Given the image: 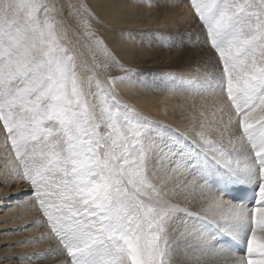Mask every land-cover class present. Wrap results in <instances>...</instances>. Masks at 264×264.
<instances>
[{
	"label": "snow or ice",
	"instance_id": "1",
	"mask_svg": "<svg viewBox=\"0 0 264 264\" xmlns=\"http://www.w3.org/2000/svg\"><path fill=\"white\" fill-rule=\"evenodd\" d=\"M191 5L199 35L170 46L187 40L216 59L202 79L171 77L173 89L216 99L189 142L123 103L117 78L86 90L47 3L0 0V122L15 153L4 170L28 184L70 264H264V0ZM165 161L182 178L172 188L157 174ZM189 187L203 216L173 202ZM245 240L246 258L230 255Z\"/></svg>",
	"mask_w": 264,
	"mask_h": 264
},
{
	"label": "bare ground",
	"instance_id": "2",
	"mask_svg": "<svg viewBox=\"0 0 264 264\" xmlns=\"http://www.w3.org/2000/svg\"><path fill=\"white\" fill-rule=\"evenodd\" d=\"M71 1H74V5L77 7L74 12L78 16L88 13L94 20L101 19L106 21L107 24L122 25L125 31L140 26L138 24L144 22L143 19L147 11V5L141 3L143 0ZM51 4L53 6L52 2ZM64 23L66 21H62V24ZM112 35L113 31L111 30L107 37ZM122 42L125 43L122 44ZM131 46V43L126 38L114 37L112 47L117 50L118 55L125 61H128L131 57ZM191 72L169 74L162 80L164 86L159 90V87L153 86L151 88L143 83L129 82L128 79L118 80L116 90H118L119 99L123 103L129 105L143 117L161 126L162 134L174 133L189 137V142H191V137L193 136L192 125L200 118V110L210 109L216 99L215 96L213 99L211 97H200L198 94L201 93L194 91L173 89L174 82L171 81V77L183 75L190 80H198L195 76L197 74L192 73L191 75ZM143 78L141 77V79ZM135 80L138 81L140 78H135ZM120 83L124 85H120ZM208 114L210 117V111ZM209 139L215 142L220 141L218 134H214ZM223 142L227 143L226 140ZM12 152V145L7 139V134L4 133L2 123H0V264H70V261L68 262L67 260L66 251H57L62 246L56 241H52L51 230L49 232V229L43 223L45 221L41 220L42 217L38 212V205L29 195L30 190L25 185L26 183L11 180L5 173L6 158L11 156L14 159ZM164 164V168H157V174L160 179L167 181L169 188H172L174 183L180 182L182 178L178 173H172L167 168V161ZM199 183L202 184L203 181ZM214 194L218 198L232 203L225 196H220L219 193ZM173 202L181 208L199 212L202 216L205 214L204 209L207 208V202L192 193L191 187L183 194L174 197ZM201 204L204 205L203 208H201ZM180 215L183 214L181 213ZM208 218L209 220L213 219L211 213L208 214ZM182 231L183 227L177 225L175 230L170 232V235L179 237V233ZM244 243L247 244L246 240ZM230 255L237 259L244 257L232 251Z\"/></svg>",
	"mask_w": 264,
	"mask_h": 264
},
{
	"label": "rangeland",
	"instance_id": "3",
	"mask_svg": "<svg viewBox=\"0 0 264 264\" xmlns=\"http://www.w3.org/2000/svg\"><path fill=\"white\" fill-rule=\"evenodd\" d=\"M43 2L49 4V15L63 37L61 43L76 58L79 78L84 81L86 90L88 81L91 79V91L93 93L99 92L96 87L98 82L101 87H112L108 83L110 77L117 78V82L118 80L126 79L125 77H130L134 83L144 81L145 83L143 84L151 88L153 86L159 87L158 90L164 86L162 80L169 74H186L187 71H192L191 75L192 73L197 75L201 73L199 76L195 75L199 80L203 78V73L206 69V65L202 61H206L209 56L216 59L215 53H211L207 49L187 40L185 45L176 44L174 47L170 46L173 41L181 37L192 36L193 40H195L200 33V24L192 8L191 0H143L141 3L147 5L144 22L139 23L138 25L140 26L128 31H125L122 25L107 24L106 21L101 19L94 20L88 13L78 16L74 12V10H77L74 1L43 0ZM51 2L53 6H51ZM41 18H43V14H41ZM62 21H66V23L62 24ZM111 30L113 35L107 37ZM134 31L136 32L134 33ZM114 37L126 38L131 43V57L128 61L123 60L118 55L117 50L112 47ZM124 43L122 42V44ZM103 48H106L118 63H111L104 55ZM105 64H108V66L105 67ZM141 77L144 78L141 79ZM135 78H140V80L137 81ZM157 81L159 82L157 83ZM139 84L141 83L139 82ZM120 85L124 84L120 83ZM115 92L119 97L116 84ZM100 96H103V93H100ZM198 96L214 98L213 95L204 93L198 94ZM97 102L99 103V99ZM4 133L6 134L5 131ZM9 143L11 144L10 141ZM12 154L15 159V153L12 152ZM25 185L30 190L28 184ZM29 195H31V190ZM38 208V212L42 217L41 220L45 221L43 223H45L50 232L47 219L39 205ZM50 236L52 241H56L59 244L51 232ZM67 260L69 262L70 258L67 257Z\"/></svg>",
	"mask_w": 264,
	"mask_h": 264
}]
</instances>
